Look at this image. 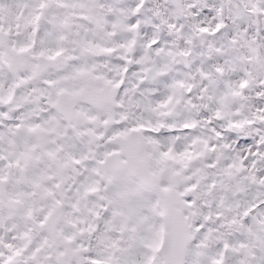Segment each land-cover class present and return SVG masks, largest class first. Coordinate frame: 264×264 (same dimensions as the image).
<instances>
[{
  "label": "snow or ice",
  "instance_id": "1",
  "mask_svg": "<svg viewBox=\"0 0 264 264\" xmlns=\"http://www.w3.org/2000/svg\"><path fill=\"white\" fill-rule=\"evenodd\" d=\"M0 264H264V0H0Z\"/></svg>",
  "mask_w": 264,
  "mask_h": 264
}]
</instances>
